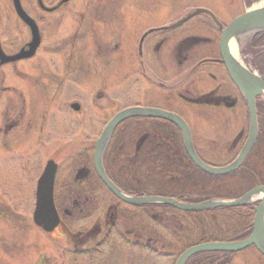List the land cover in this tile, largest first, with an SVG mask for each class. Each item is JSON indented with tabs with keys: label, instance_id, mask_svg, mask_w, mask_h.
<instances>
[{
	"label": "flooded vegetation",
	"instance_id": "flooded-vegetation-1",
	"mask_svg": "<svg viewBox=\"0 0 264 264\" xmlns=\"http://www.w3.org/2000/svg\"><path fill=\"white\" fill-rule=\"evenodd\" d=\"M150 2L155 6L134 13L137 18L133 23L127 19L129 10L117 8L118 18L109 29L118 32L112 37L115 35L120 43L103 48L92 43V58V53L81 56L82 41L78 38L83 26L74 23L80 0H0V198L1 192L12 197L15 192L30 191L35 192L36 205L39 179L48 163L56 166L54 203L59 224L50 234L33 223L50 244L58 247L44 250L37 264H141L143 258L159 264L163 257L173 260V244L165 242L163 233L151 225L153 220L164 222L173 235V207H162V203L130 205L109 191L97 171V142L119 112L140 107L178 115L191 130L197 155L210 167L220 166L205 161L195 143L216 144L217 140L196 133L188 117L204 121L214 116L221 120L224 130L236 121L237 132L228 142L232 159L221 167L231 164L246 146L251 129L249 103L232 80L221 52L224 30L231 22L223 23L213 13L218 25L210 15L201 14L173 29L169 27L180 19L160 23L163 15L172 17L173 10L162 14L156 7L161 0ZM198 18L201 20L188 26ZM132 30L137 33L130 50L127 39ZM260 41L262 45H252ZM234 42L238 56L234 59L231 55L233 60L264 81V31L241 34ZM97 54L118 55L123 64L106 77L95 68ZM102 57L104 61L109 59ZM51 63L58 64L56 71L42 76L43 64ZM98 79H103L102 83ZM48 82L52 87L48 88ZM121 85L127 94L122 93L125 88L114 90ZM135 85L136 98L127 91ZM119 92L124 97H114ZM50 93L89 95L91 102L84 98L64 106L44 104L34 110L33 97ZM105 97L107 103L101 110L109 112L117 106V113L108 120L99 119L93 110L98 107L97 100ZM256 108L258 133L249 154L260 133L259 110H264V94L256 97ZM35 111L41 112V120H35L39 117ZM168 128L173 129L172 134H168ZM180 159L192 163L178 126L168 120L138 116L115 128L104 148L102 167L122 193L141 199L147 191L161 190L162 161L170 160L175 165ZM32 165L39 168L37 177L33 176ZM170 177L169 195L164 197L173 199L177 187L173 174ZM4 204L9 209L17 207L11 199H0V206ZM257 252L264 260V255Z\"/></svg>",
	"mask_w": 264,
	"mask_h": 264
},
{
	"label": "rangeland",
	"instance_id": "rangeland-1",
	"mask_svg": "<svg viewBox=\"0 0 264 264\" xmlns=\"http://www.w3.org/2000/svg\"><path fill=\"white\" fill-rule=\"evenodd\" d=\"M81 6L79 8V14L77 15V20L74 23L80 24L82 27V31L80 32L79 40L82 41L81 44V56H89L90 53L93 52L90 48H92V43L97 44L98 47H109L110 45H115L116 43H120V39L113 38V33L109 27L114 23L115 19L118 18L119 11L117 8L123 9V11H128L127 19L129 23H133V21L137 18L135 14L141 13L143 10L147 11L149 6H155L153 2L150 0H139L138 2H134L133 0H80ZM140 1L149 2L147 4L139 3ZM248 3L247 0H161L160 3H157L156 7L161 8V13L164 14L170 8L173 10L169 19H166V16H162L160 23H165L169 20L181 19L185 17L188 13L196 9H206L213 12L217 15L223 23H230L235 18L241 16L245 11L249 10L253 6L260 4V2H264V0H251ZM138 8V9H135ZM145 8V9H141ZM141 9V10H140ZM135 13V14H134ZM115 14V15H114ZM201 20L198 18L192 21L188 26H192L193 23ZM110 31H108V30ZM137 33V32H136ZM133 30L129 32L128 39L130 46L129 49H133L132 39L136 34ZM89 41V42H87ZM108 54V53H106ZM100 55L97 54L95 57L97 62L95 63V68H97V72L107 74L111 71L119 70L120 66L123 64V59L118 55ZM107 57L108 60L113 61L112 63H108L109 61H104ZM91 57H94V54H91ZM58 64H43L40 71L43 73L42 76H45L49 72L56 71V67ZM112 67V68H111ZM111 68V69H109ZM113 69V70H112ZM109 76V75H108ZM103 81V79L100 81ZM105 82V81H104ZM133 82V81H132ZM51 82H48V88ZM57 81H53V86L57 87ZM102 83V82H101ZM123 94L126 93V87L120 86L119 88H114V90L124 89ZM138 86H131L130 90H127L129 94L134 95L135 98L138 94ZM121 92L114 97L123 96ZM124 97V96H123ZM84 98L90 99V96H76L75 94H69L66 96H56L53 93L42 95V96H34L33 97V106L34 110L39 109L44 104H49L50 106L54 105H68L70 103L78 102V100H82ZM91 102V99H90ZM105 102L107 103V97H105L102 101L97 100V106L94 107V111L97 112L99 119L102 117H107L106 119L112 117L117 113L116 104L113 106V111L105 112L101 110V108H105ZM38 112V111H37ZM32 113V112H31ZM35 115H39L35 120H41V112L36 113ZM189 123L194 127L196 133H204L210 139L217 140L216 144L208 143L204 144L202 142L195 143L197 148H200L205 156V161L210 164L216 166H223L228 164V162L232 159V153L229 152V144L228 142L234 137L237 132V123L236 121H231L229 127L224 130V127L221 126V120L214 116H208L204 121H198L196 116H190ZM102 128H98V134L100 135ZM33 164H35L36 160H32ZM43 163V160H38ZM37 161V162H38ZM41 166V165H40ZM36 166L32 165L33 176L37 177V173L39 168H35ZM226 176V175H225ZM34 177V178H35ZM215 177H223V176H215ZM189 184V182H188ZM187 187L178 188L177 191L179 193L186 192ZM190 189V187H189ZM2 200H13L16 202V208L9 209L6 205L0 206V264H37L40 263V255L45 252L44 250H51L58 247L57 244H50V240L46 239L41 233L40 230L36 228L33 223L32 217L35 209V192H15L12 197L7 192H1ZM33 195V201H32ZM181 218V219H178ZM173 235L170 234L171 230L167 229V226L164 222L159 223L152 221L151 225L157 227L158 231H161L167 241L170 244H173V253L175 256L173 260L171 258L163 257L161 259V263L159 264H175L176 256H178L181 251L189 246L190 244H196L198 242V237L193 236L192 226L188 222L187 218H183L180 215H176V220L173 215ZM146 227H149L148 217L146 218ZM169 233V235H167ZM194 237L191 239V237ZM148 237V235H147ZM173 237V240L172 238ZM189 238L190 240L184 241L181 240L183 238ZM170 239V241H169ZM164 243V241H163ZM189 244V245H188ZM241 254V253H240ZM260 254L254 250V248L245 250L241 255L237 256L235 259L236 264H264V260L260 259ZM143 258L141 264H150ZM147 259H149L147 257ZM263 260V261H262ZM234 263V261H233ZM234 263V264H235ZM118 264H127V262H119Z\"/></svg>",
	"mask_w": 264,
	"mask_h": 264
},
{
	"label": "water",
	"instance_id": "water-1",
	"mask_svg": "<svg viewBox=\"0 0 264 264\" xmlns=\"http://www.w3.org/2000/svg\"><path fill=\"white\" fill-rule=\"evenodd\" d=\"M201 14L210 15L215 23L221 25L213 12L206 9H196L185 17L174 23L169 28H177L186 23L195 16ZM264 31V7L253 6L243 15L233 20L224 30L221 40V52L225 61L226 68L236 85L243 91L250 107L251 129L250 136L246 146L242 149L238 157L229 165L224 167H214L204 163L197 155L191 137V130L188 124L178 115L156 109L147 108H129L116 114L101 135L97 142L96 163L97 171L109 191H112L120 200L130 205L141 204H163L171 206L177 210L184 212H199L205 210H214L218 208H236L247 205L257 204L255 206V216L253 222V231L249 238L237 242H210L194 245L184 250L177 258L175 264H187L189 260L201 253L221 252V253H241L250 248H256L264 255V186L252 189L243 195V197L235 200H213L198 204L183 203L179 200L166 197H129L121 192L106 176L102 167V155L104 148L113 134L115 128L123 121L138 116H146L159 118L175 123L181 130L184 137V146L192 163L200 168L203 172L212 176H225L236 172L246 160L258 133V120L256 97L264 94V81L257 75H253L246 71L243 66L233 60L229 53L231 43L241 34L255 33ZM78 110V106H73ZM56 174V166L48 163L41 178L38 182L36 190V205L33 214V221L36 226L42 228L45 232L50 233L55 230L59 224V216L54 203V180Z\"/></svg>",
	"mask_w": 264,
	"mask_h": 264
},
{
	"label": "trees",
	"instance_id": "trees-1",
	"mask_svg": "<svg viewBox=\"0 0 264 264\" xmlns=\"http://www.w3.org/2000/svg\"><path fill=\"white\" fill-rule=\"evenodd\" d=\"M247 1L252 3L251 0ZM262 44V41H260L252 45L260 46ZM259 116L261 119L258 140L251 154L248 155L238 171L223 177H215L201 171V169L199 170L188 159L177 160L175 165L170 160H163L161 190L159 189L156 192L147 191L146 195L163 197L169 195L168 181L171 179L170 174H173L177 189L183 186L184 188L187 187L188 190L185 189L186 192L183 193L178 191L174 193L176 191L174 190L173 199L188 204L203 203L212 201V199L235 200L243 197L252 189L264 186V110H259ZM167 131L168 134H172L173 129L168 128ZM255 206L256 204H252L243 207L218 208L199 212H184L170 207L169 209L173 210L175 220L176 215L187 218L192 226L193 236L198 237L196 244H201L224 241L237 242L249 238L253 231ZM162 207L168 208L165 205H162ZM193 236L191 239L194 238ZM183 240L190 239L187 237ZM196 244H188L187 247ZM241 254L201 253L191 258L187 264H233L234 259Z\"/></svg>",
	"mask_w": 264,
	"mask_h": 264
},
{
	"label": "bare ground",
	"instance_id": "bare-ground-1",
	"mask_svg": "<svg viewBox=\"0 0 264 264\" xmlns=\"http://www.w3.org/2000/svg\"><path fill=\"white\" fill-rule=\"evenodd\" d=\"M264 7V2H261L259 5L255 6V7ZM230 51H231V55L233 56L234 59H237V45L236 43L233 41V43L231 44V47H230Z\"/></svg>",
	"mask_w": 264,
	"mask_h": 264
}]
</instances>
